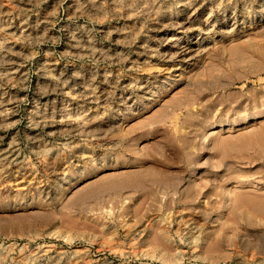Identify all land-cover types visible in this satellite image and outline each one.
<instances>
[{
    "label": "rangeland",
    "instance_id": "1",
    "mask_svg": "<svg viewBox=\"0 0 264 264\" xmlns=\"http://www.w3.org/2000/svg\"><path fill=\"white\" fill-rule=\"evenodd\" d=\"M1 75L0 264H264V0H0Z\"/></svg>",
    "mask_w": 264,
    "mask_h": 264
},
{
    "label": "bare ground",
    "instance_id": "2",
    "mask_svg": "<svg viewBox=\"0 0 264 264\" xmlns=\"http://www.w3.org/2000/svg\"><path fill=\"white\" fill-rule=\"evenodd\" d=\"M178 24H180V23H178ZM192 38L193 37H191V36L183 35L181 37H178L175 40V42L180 45L179 47H181V49H179V50L183 51L181 53L184 54L183 55L184 58H186L188 60H193L204 49L203 44H205L204 39L202 40L199 38L196 41V40H194L195 37L193 39ZM0 77H2V75ZM48 153H52V151L49 150ZM7 158H8L7 152H3L0 155V164L2 165L1 173L4 172V170H5L4 165H5V161ZM232 188L233 187H231L230 189H232ZM4 254H5V250L3 248H0V258H2ZM35 260H36V256L26 255V256H23L22 261L19 264H33Z\"/></svg>",
    "mask_w": 264,
    "mask_h": 264
}]
</instances>
